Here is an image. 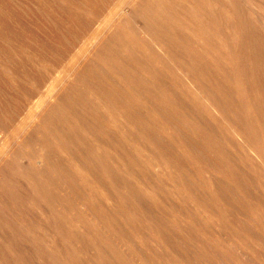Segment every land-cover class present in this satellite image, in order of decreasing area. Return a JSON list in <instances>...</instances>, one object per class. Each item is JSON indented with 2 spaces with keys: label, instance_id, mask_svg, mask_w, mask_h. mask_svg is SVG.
Instances as JSON below:
<instances>
[{
  "label": "rangeland",
  "instance_id": "rangeland-1",
  "mask_svg": "<svg viewBox=\"0 0 264 264\" xmlns=\"http://www.w3.org/2000/svg\"><path fill=\"white\" fill-rule=\"evenodd\" d=\"M0 61V264H264V0H0Z\"/></svg>",
  "mask_w": 264,
  "mask_h": 264
},
{
  "label": "bare ground",
  "instance_id": "bare-ground-1",
  "mask_svg": "<svg viewBox=\"0 0 264 264\" xmlns=\"http://www.w3.org/2000/svg\"><path fill=\"white\" fill-rule=\"evenodd\" d=\"M136 1H137V0H136ZM45 12H46V11H45ZM111 14H112V13H111ZM116 17H117V16H116ZM108 19H109V18H107V19L105 18V20H107V21H108ZM104 24H105V23H104ZM108 24H109V23H108ZM109 25H110V24H109ZM116 26H117V25H116ZM109 28H110V30H111V27H109ZM96 33H97V32H96ZM105 33H106V32H105ZM94 37H95V36H94ZM97 37H99V36H97ZM94 39H95V38H94ZM95 41H96V40H95ZM89 49H91V48H89ZM82 51H83V50H82ZM87 51H88V50H87ZM71 56H72V55H71ZM76 57H78V56H76ZM74 59H76V58H74ZM12 60H13V59H12ZM71 60H73V59H71ZM79 60H81V59H79ZM79 60H78V61H79ZM78 61H77V62H78ZM0 62H1V61H0ZM69 62H70V61H69ZM69 62H68V63H69ZM20 63H21V62H20ZM71 63H72V62H71ZM72 64H73V63H72ZM74 64H75V63H74ZM63 65H64V64H63ZM1 67H2V66H1ZM1 67H0V68H1ZM66 67H67V66H66ZM66 67H65V68H66ZM61 68H62V67H61ZM68 68H69V67H68ZM62 70H63V69H62ZM63 71H64V70H63ZM63 71H62V72H63ZM65 71H67V70H65ZM6 72H7V71H6ZM69 73H70V72H69ZM64 75H65V74H64ZM58 76H59V75H58ZM70 77H71V76H70ZM2 78H3V77H2ZM65 78H66V77H65ZM50 79H51V78H50ZM52 81L54 82V79H52ZM53 82H52V83H53ZM56 83H57V81H56ZM56 83H55V84H56ZM10 84H11V83H10ZM60 84H61V83H60ZM64 84H66V83H64ZM7 86H8V85H7ZM14 86H15V85H14ZM56 86H58V85H55V87H56ZM58 88H59V87H58ZM93 88H94V87H93ZM16 91H17V90H16ZM57 91H58V90H57ZM57 91H56V92H57ZM59 91H60V90H59ZM59 91H58V92H59ZM58 92H57V94H58ZM57 94H56V95H57ZM49 97H50V96H49ZM49 97H48V98H49ZM94 97H95V96H94ZM42 100H44V102H45V99H44V98H42ZM46 100H47V99H46ZM39 103H40V102H39ZM103 103H104V102H103ZM44 104H45V103H44ZM40 105H41V104H39V106H40ZM48 105H49V104H48ZM48 105H47V106H48ZM87 105H88V104H87ZM87 105H86V106H87ZM112 105H113V104H112ZM47 106H46V107H47ZM113 106H114V105H113ZM102 108H103V107H102ZM107 110H108V108H107ZM34 112H35V111H34ZM30 118H31V117H30ZM30 118H29V120H30ZM31 119H32V118H31ZM27 120H28V119H27ZM29 120H28V121H29ZM36 120H37V119H36ZM34 121H35V120H34ZM29 122H30V121H29ZM28 124H29V123H28ZM28 124H27V125H28ZM90 124H91V123H90ZM23 127L25 128V126H23ZM21 128H22V127H21ZM24 132H26V130H25ZM21 133H22V132H21ZM26 135H27V134H26ZM8 136H9V135H8ZM21 136H23V135H21ZM13 141H14V140H13ZM0 142H1V141H0ZM20 143H21V142H20ZM2 144H3V143H2ZM34 144H35V143H34ZM31 146H32V145H31ZM23 148H24V147H23ZM4 149H5V148H4ZM15 149H16V148H15ZM24 149H25V148H24ZM33 152H34V150H33ZM3 153H4V151H3V150H0V156H1V157L3 156ZM49 160H50V159H49ZM37 162H38V161H37ZM9 166H10V165H9ZM70 170H71V169H70Z\"/></svg>",
  "mask_w": 264,
  "mask_h": 264
}]
</instances>
